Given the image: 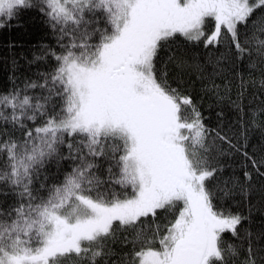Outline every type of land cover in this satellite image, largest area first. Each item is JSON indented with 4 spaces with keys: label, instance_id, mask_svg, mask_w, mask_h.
<instances>
[{
    "label": "snow or ice",
    "instance_id": "snow-or-ice-1",
    "mask_svg": "<svg viewBox=\"0 0 264 264\" xmlns=\"http://www.w3.org/2000/svg\"><path fill=\"white\" fill-rule=\"evenodd\" d=\"M28 10L44 35L0 90V264H264V0H0V28Z\"/></svg>",
    "mask_w": 264,
    "mask_h": 264
},
{
    "label": "trees",
    "instance_id": "trees-1",
    "mask_svg": "<svg viewBox=\"0 0 264 264\" xmlns=\"http://www.w3.org/2000/svg\"><path fill=\"white\" fill-rule=\"evenodd\" d=\"M258 14L259 13H257V15ZM43 35V28L35 10L25 11L22 13L19 19L13 20L9 26L0 28V90L11 87V76L15 75L19 77L25 71L27 68V59H31V53L35 50V46L41 43V38ZM43 42L50 43L51 41L49 39H45ZM172 47L174 50L176 49V45H172ZM202 51V49L188 51L182 46L180 51H177L176 54L180 55L181 52H183L188 59V63L192 65L197 62L203 63V60L200 59ZM160 55L162 58L166 57L168 52L162 51ZM193 57H196V59H193ZM13 61L16 62L15 67L13 65ZM169 68L171 70V74L175 75L177 70L173 68L172 65H169ZM185 71H187L189 75H185L184 79L194 81L196 89H199L200 83L197 80L198 73L195 71V69H186ZM204 71L205 74L210 73L212 71V67L208 65L205 67ZM255 75L258 80L259 73L257 72ZM216 82L220 83V80H217ZM231 98L233 100L236 98L235 88H233ZM259 98L260 97L258 96V99ZM251 100L252 97L249 95L246 97L244 103L248 104ZM210 103L214 104V101L205 98L201 110L206 116L212 115L214 120V112L220 109L214 105L213 111L210 112L208 109V105ZM220 107H223L230 121H236L237 113L230 104L225 102ZM260 119L264 120V117H261ZM249 134L251 137V143H258L261 135L260 130H250ZM227 175L228 172L225 173V176ZM237 175H239V173H237ZM257 189H259L258 184ZM248 199H250L252 205L255 206L252 211V226L253 231H256L262 225H264V193H261L259 190H257L250 193ZM236 201H243L245 214H247V200L243 197V195L237 194ZM124 250L127 251V249Z\"/></svg>",
    "mask_w": 264,
    "mask_h": 264
}]
</instances>
